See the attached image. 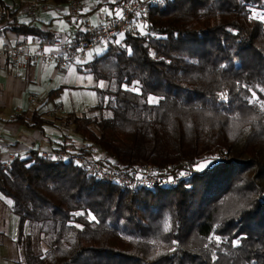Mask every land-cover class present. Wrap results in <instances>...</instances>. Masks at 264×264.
<instances>
[{
	"label": "trees",
	"instance_id": "16d2710c",
	"mask_svg": "<svg viewBox=\"0 0 264 264\" xmlns=\"http://www.w3.org/2000/svg\"><path fill=\"white\" fill-rule=\"evenodd\" d=\"M14 16L0 0V37L54 41ZM133 24L85 65L104 84L92 88L87 112L97 115L68 116L79 145L61 137L55 151L94 146L125 170L190 177L127 191L37 152L16 158L0 167V195L17 219L14 264H264V0H160ZM13 121L49 125L35 111ZM35 226L52 233L40 256L24 234Z\"/></svg>",
	"mask_w": 264,
	"mask_h": 264
},
{
	"label": "crops",
	"instance_id": "0c3cea01",
	"mask_svg": "<svg viewBox=\"0 0 264 264\" xmlns=\"http://www.w3.org/2000/svg\"><path fill=\"white\" fill-rule=\"evenodd\" d=\"M1 1L15 12L17 24L31 25L60 42H74L83 35L86 25L98 28L119 16L115 0ZM30 12L32 15H29ZM24 39L28 38L16 37L7 32L0 37V47L5 44L11 46ZM104 50L105 45H102L87 51L83 64L77 67L67 65L61 68L54 58L58 52L52 48H45L43 52L47 58L43 60L35 58L36 49L28 48L29 59L22 70L12 67L6 59H0V148L3 153L16 151V158H23L29 152H52L57 149L60 138L64 136H57L53 130L56 117H63L66 113L62 102L68 92L80 89L78 80L82 78L81 74H88L85 65ZM56 90L58 92L52 96L53 99L47 101L48 93ZM57 108L60 109L59 113L55 112ZM32 111L48 121L49 125L36 131L13 121V117H28ZM60 125L64 126L65 123ZM66 138L75 145L79 144L76 138ZM6 161L5 155L0 156V166ZM9 209L10 202L0 195V264H14L20 259L17 219ZM27 230L25 236L28 235Z\"/></svg>",
	"mask_w": 264,
	"mask_h": 264
},
{
	"label": "built area",
	"instance_id": "2783aa9c",
	"mask_svg": "<svg viewBox=\"0 0 264 264\" xmlns=\"http://www.w3.org/2000/svg\"><path fill=\"white\" fill-rule=\"evenodd\" d=\"M119 5V16L110 23H107L98 28H93L89 25L85 26L83 35L74 42L53 41L50 44L39 43L34 39L28 38L21 40L14 45H3L0 47V59H6L8 63L17 70L25 68L29 56L27 49L32 47L36 49L35 58L43 60L47 58L44 54L45 48H52L58 52V56L54 57L59 66L67 65L80 66L85 60V53L96 47L105 45L114 37H121L126 33L134 31L132 22L137 19L140 23V18L145 14V5L154 4L160 0H143V1H124L115 0ZM32 15V12L29 13ZM32 101V98L29 97ZM55 112L59 113L60 109ZM51 115V113L49 112ZM99 157L97 160H92L79 155H71L64 151H40L37 154L40 158H48L59 163L69 164L81 170L86 176H89L98 181H104L115 187L127 190H145L168 188L173 189L176 181L185 180L190 177V174H183L177 179L166 178L154 172L150 166L138 168L136 170H125L116 167L110 158L104 156L98 148H94ZM2 152L0 148V156L5 155L7 161L1 165L2 168H7L9 164L16 159V151ZM223 160L225 157H214L211 166L216 164V160Z\"/></svg>",
	"mask_w": 264,
	"mask_h": 264
},
{
	"label": "rangeland",
	"instance_id": "374dc122",
	"mask_svg": "<svg viewBox=\"0 0 264 264\" xmlns=\"http://www.w3.org/2000/svg\"><path fill=\"white\" fill-rule=\"evenodd\" d=\"M134 27V24H133ZM136 30L138 26L136 25ZM139 30V28H138ZM100 54H97L95 57L99 56ZM90 58V60H92ZM82 78L78 80L80 89L72 90V92H68L65 96V99L63 100L62 104L65 107L66 113H64L63 117H56L55 123H54V130L57 133V136H64V137H70L74 138L73 132H72V126L68 124L67 126L63 127L60 125V123H64L67 116H76V117H82L85 116L87 118H91L97 115V113H88L87 110L97 104V97L95 93L92 91L93 87L96 88H103L104 84L102 82L94 83L91 76L88 74H81ZM46 130L50 131L49 128H46ZM75 139V138H74ZM79 145V144H78ZM77 145V146H78ZM94 147V146H93ZM96 148V147H94ZM93 149V148H91ZM94 150V149H93ZM68 153V152H67ZM99 154L96 152L95 154L91 155H84V157H87L92 160H97ZM221 157V156H220ZM221 161H227L226 158ZM206 162H200L195 169L197 170L202 165H204ZM5 199V198H4ZM6 201H8L6 199ZM9 202V201H8ZM39 228L40 226H35L32 229L27 230V234L32 236L31 241L33 240L32 245V253L35 256H40L45 252L50 244L52 233L49 231L48 233L39 235ZM27 229V228H26ZM25 229V231H26ZM25 234V233H24Z\"/></svg>",
	"mask_w": 264,
	"mask_h": 264
},
{
	"label": "snow or ice",
	"instance_id": "6c2138e0",
	"mask_svg": "<svg viewBox=\"0 0 264 264\" xmlns=\"http://www.w3.org/2000/svg\"><path fill=\"white\" fill-rule=\"evenodd\" d=\"M249 90L251 91V89H249ZM222 99H224L225 102H226L227 95L225 94V95L222 97ZM254 99H255V92H253V97H252V99H249V103H252ZM148 102H149L150 104H152V103H158L159 101L156 100L154 97L149 96V98H148ZM211 163H213V161L209 160L207 163H205L204 165H202V166H201L200 168H198L197 170H201V171H202L204 168L208 167ZM89 217H90V220H94V219H95V217L92 216L91 213H89ZM76 227H80V226H79V225H76ZM174 243H175V242H174ZM236 243H238V242H236ZM234 246H235V244H234ZM252 264H255V262H252Z\"/></svg>",
	"mask_w": 264,
	"mask_h": 264
}]
</instances>
